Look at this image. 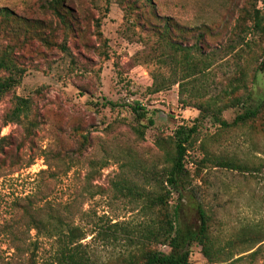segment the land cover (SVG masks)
Returning a JSON list of instances; mask_svg holds the SVG:
<instances>
[{"label":"rangeland","instance_id":"obj_1","mask_svg":"<svg viewBox=\"0 0 264 264\" xmlns=\"http://www.w3.org/2000/svg\"><path fill=\"white\" fill-rule=\"evenodd\" d=\"M40 1L0 0V8L53 20L57 27L58 20L39 7ZM68 1L77 8L80 24L75 30L58 28L56 40L65 48L35 39L22 43L27 72L20 85L0 98V264H29L30 257L37 264H54L55 236L32 228L30 213L45 221L60 217L79 225L87 232L83 242L89 243L99 264H120L123 240L104 243L97 236L99 227L135 226L158 218L142 197L144 191L159 190V173L168 165L156 139L166 140L179 125L194 123L199 130L187 157L191 195L178 202L174 193L169 212L174 214L180 203L178 223L197 228L200 202L210 216L215 247L224 251L222 264H264V241H253L255 234H264V120L224 129L211 117L199 118L200 111L183 102L230 100L246 92L232 95L227 89L238 74L236 52L244 50L242 63L253 70L255 60L262 58L264 36L239 29L237 19L242 9L254 5L264 13V0H152L153 8L141 2L132 8L133 0ZM164 17L187 27L174 38L189 44L194 42L191 34L208 25L210 34L202 47L212 55L213 65L203 74L155 91L154 74L169 81L184 73L158 58L164 50L158 46ZM10 43L0 35V50ZM230 44L237 48L233 51ZM5 74L1 71L0 77ZM257 74L256 82L253 74L248 81L250 105L264 93V74ZM16 96L33 101L30 118L37 125L32 134L24 123L4 125ZM103 98L114 106L102 105ZM136 102L148 110L147 118H136ZM243 109L228 107L223 117L231 122ZM140 123L148 125L143 137L134 131ZM83 134L88 137L85 144ZM207 153L261 169L241 172L194 162ZM190 261L209 264L198 243L191 247Z\"/></svg>","mask_w":264,"mask_h":264},{"label":"trees","instance_id":"obj_2","mask_svg":"<svg viewBox=\"0 0 264 264\" xmlns=\"http://www.w3.org/2000/svg\"><path fill=\"white\" fill-rule=\"evenodd\" d=\"M140 2L143 6L153 8L154 3L152 0H133L130 5L132 8H138L140 7ZM39 7L44 12L53 14L58 20L57 27L54 25L53 20L46 21L43 17H26L9 7L0 8V18L3 22L0 23V35L7 36L13 41V43L7 44L0 50V72L6 73L0 77V98L20 85L27 72V68L21 60L23 56L20 53L23 49L22 43L25 44L31 39H35L47 46H56L64 49L65 44L56 40L57 32L63 28L75 30L76 26L80 24L78 10L68 0H41ZM237 21L236 27L239 29L246 28V32L252 30L264 36V13L257 5L242 9ZM247 22H249L248 25ZM146 24L148 25L149 23ZM159 25L158 46L160 44L164 49L158 56L159 60H161L160 62L174 63L184 73L181 79H170L169 81L164 78L159 80L160 77L154 74L152 85L155 91L180 83V80L190 79L195 75L203 74L212 67L213 57L210 54H205L202 47V45L207 43L206 37L210 34L208 25L202 24L200 26L201 28L203 27L202 29L197 28L198 32L191 34V38L194 39L191 44L186 41L180 42L174 38L176 32L187 31L188 29L177 23L172 17H164ZM97 26H100V22H97ZM47 31L48 33H46ZM230 48L234 51L237 46L230 44ZM243 55L244 50L241 51L239 49L236 52V56L239 57V60L236 61L238 74L229 81L227 89L229 88V92L232 95L241 89L246 90V92L234 95L230 100H225V98L219 100L215 97H209L194 104H189L191 102L189 100L183 101L187 106H194L200 111L199 118L211 117L224 129L247 124L257 119L264 120V93L256 99L255 104L250 105L251 93L248 89V81L251 74H253L252 82L257 81L258 72L264 74V50L262 58L255 60L256 66L253 70L242 63ZM225 94L227 95L228 92ZM101 104L114 106L113 101L106 98H103ZM241 105L244 108L243 111L239 112L231 122L223 117L225 109ZM32 108L33 101L30 97L16 96L14 106L6 115L4 125L9 122L24 123L27 133L32 134L33 129L37 125L35 118H30ZM132 111L138 120L147 118L148 110L142 107L139 102L132 106ZM148 121L150 125L154 124V119L151 117H148ZM147 126L142 123L137 124L134 126V131L139 137H143ZM198 130L197 123L191 126L179 125L166 140L162 138L156 139V144L164 152L168 165L159 173L157 181L159 190L154 192L144 191L142 193L145 206L149 209H156L158 212L156 220L152 218L149 222L135 226L112 223V225L99 227L97 236L104 243L123 240L125 253L120 255V264H191V247L194 243L202 246L203 254L209 264H222L223 260L221 258L224 251L222 252L215 247V241L209 232L210 216L200 202L197 203V210L201 223L197 228L191 226L184 228L178 223L176 213L180 203H177L174 214L169 212V202L174 193L178 195V202H182L187 195H191L193 177L187 167V157L196 142L195 138ZM262 130L264 131V124L262 125ZM82 136V144H85L88 137L85 134ZM194 162H198L199 165H206V163L212 162L216 166L236 169L241 172H256L261 169L260 167H250L235 158L212 156L208 153L200 160H195ZM137 193L140 194L139 191ZM30 216L32 228H36L38 231L44 230L50 236H55L57 251L54 257V264H99V261L93 256L89 243L83 242V239L87 237L85 229L79 225L69 224L60 217H54V215L55 222L54 220L45 221L31 213ZM253 241L255 244L261 243L264 241V234H255ZM159 246L168 249H159ZM255 253L256 251L252 255ZM29 264H37L35 257L29 258Z\"/></svg>","mask_w":264,"mask_h":264}]
</instances>
